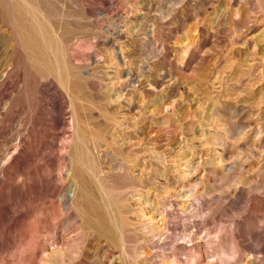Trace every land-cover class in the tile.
I'll return each mask as SVG.
<instances>
[{
	"label": "rangeland",
	"instance_id": "1",
	"mask_svg": "<svg viewBox=\"0 0 264 264\" xmlns=\"http://www.w3.org/2000/svg\"><path fill=\"white\" fill-rule=\"evenodd\" d=\"M14 1L0 264H264V0Z\"/></svg>",
	"mask_w": 264,
	"mask_h": 264
},
{
	"label": "bare ground",
	"instance_id": "2",
	"mask_svg": "<svg viewBox=\"0 0 264 264\" xmlns=\"http://www.w3.org/2000/svg\"><path fill=\"white\" fill-rule=\"evenodd\" d=\"M13 1H14V0H13ZM18 1H19V0H18ZM20 1L24 2L23 0H20ZM25 1H26V0H25ZM28 1L31 2V1H33V0H28ZM28 1H26V3H27ZM14 2H15V1H14ZM14 2H13V3H14ZM34 2H35V1H34ZM34 2H33V4H34ZM13 3H12V4H13ZM10 4H11V2L9 3V5H10ZM17 4H18V3H17ZM21 4H22V3H21ZM23 4H24V3H23ZM30 4H31V3H30ZM36 4H37V3H36ZM13 5L15 6V3H14ZM18 5H19V4H18ZM34 5H35V4H34ZM10 6H11V7H10ZM10 6H8V7H10V9H8L9 12H10L11 8H14V7H12V5H10ZM32 6H33V5H32ZM32 6H31V7H32ZM15 7H16L15 9H17V6H15ZM21 7H22V6H21ZM21 7L18 6V9H17L18 11L16 10V12L20 13L19 11H20V8H21ZM23 7H25V5H24ZM34 7L36 8L37 6H34ZM27 8L30 9L29 7H27ZM0 9H1V8H0ZM24 9H25V8H24ZM24 9H21V10L24 11ZM28 9H27V10H28ZM32 9H34V8H32ZM36 9H38V8H36ZM27 10H26V11H27ZM34 10H35V9H34ZM2 11H3V10H2ZM11 11H14V9L11 10ZM37 11H38V10L35 11V12H36V15H37ZM29 12L31 13L32 11H29ZM29 12H26V13L28 14ZM3 13H4V11H3ZM5 13H6V12H5ZM5 13H4V15H5ZM10 13H11V12H10ZM13 13H14V12H12V14H13ZM23 13H25V12H22L21 14H23ZM33 13H34V12H33ZM15 14H16V16L18 15L17 13H15ZM15 14H14V15H15ZM6 16H7V18L9 17V15H6ZM11 16L13 17V15H11ZM21 16H22V15H21ZM21 16L19 15V17H21ZM25 16H26V15H25ZM7 18H6V19H7ZM17 18H18V17H17ZM22 18H23V17H22ZM24 18H25V17H24ZM8 19H9V18H8ZM8 19H7V20H8ZM10 19H11V18H10ZM13 20H15V19L13 18ZM18 20H19V19H18ZM18 20H16V21L19 22ZM23 20H24V19H22L21 21H23ZM28 20H29V19H27L26 21L28 22ZM16 21H14L13 24H14V23H17ZM21 21H20V22H21ZM26 21L24 20L23 22H21V24H22V23H23V24H24V23L27 24ZM25 24H24L23 27L26 26ZM30 24H32V23H30ZM18 26H19V25H18ZM21 27H22V26L20 25L18 28H21ZM29 27H30V26H29ZM26 28H27V27H26ZM22 29H24V28H22ZM33 29H34V27H33ZM30 32H31V31H30ZM29 37H30V36H29ZM33 37H34V36H33ZM26 38H27V37H26ZM28 39H29V38H28ZM33 41H34V40H33ZM26 42H27V41H26ZM36 42H38V41H36ZM48 42H49V41H48ZM28 43H29V42H28ZM30 43H31V42H30ZM39 43H40V41H39ZM36 44H37V43H36ZM27 45H28V44H27ZM37 45H38V44H37ZM38 46H39V45H38ZM32 47H33V46H31V48H32ZM34 48H35V47H34ZM34 48H33V49H34ZM28 49L30 50V46H28ZM38 49H39V48H38ZM33 52H35V51H33ZM63 65H64V64H63Z\"/></svg>",
	"mask_w": 264,
	"mask_h": 264
}]
</instances>
